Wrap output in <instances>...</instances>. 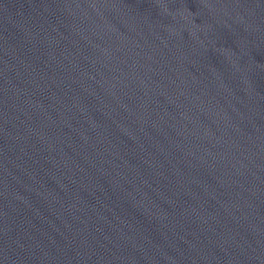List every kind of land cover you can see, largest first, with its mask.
Returning <instances> with one entry per match:
<instances>
[{"label": "water", "instance_id": "95a60500", "mask_svg": "<svg viewBox=\"0 0 264 264\" xmlns=\"http://www.w3.org/2000/svg\"><path fill=\"white\" fill-rule=\"evenodd\" d=\"M0 264H264V0H0Z\"/></svg>", "mask_w": 264, "mask_h": 264}]
</instances>
